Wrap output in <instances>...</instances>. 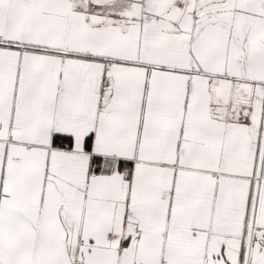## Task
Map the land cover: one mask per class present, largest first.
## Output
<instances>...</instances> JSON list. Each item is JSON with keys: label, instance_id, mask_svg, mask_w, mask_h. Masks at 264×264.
<instances>
[{"label": "snow or ice", "instance_id": "obj_1", "mask_svg": "<svg viewBox=\"0 0 264 264\" xmlns=\"http://www.w3.org/2000/svg\"><path fill=\"white\" fill-rule=\"evenodd\" d=\"M0 264H264V0H0Z\"/></svg>", "mask_w": 264, "mask_h": 264}]
</instances>
